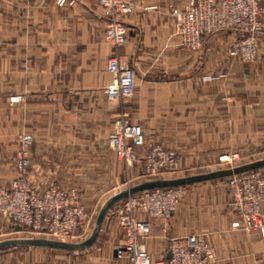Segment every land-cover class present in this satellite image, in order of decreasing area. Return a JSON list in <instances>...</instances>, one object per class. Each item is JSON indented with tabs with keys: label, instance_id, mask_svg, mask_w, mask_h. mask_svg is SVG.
Instances as JSON below:
<instances>
[{
	"label": "crops",
	"instance_id": "obj_1",
	"mask_svg": "<svg viewBox=\"0 0 264 264\" xmlns=\"http://www.w3.org/2000/svg\"><path fill=\"white\" fill-rule=\"evenodd\" d=\"M135 1L138 11L125 21L129 42L118 50V55L121 67L136 72L137 120L149 132L150 142L179 150L186 169L217 164L218 155L225 149L242 155L264 151V35L257 61L230 64L218 46L216 50L209 49L212 37L206 38L197 53L181 48L171 15V10L178 7L174 0ZM37 4L53 13L47 16L48 21H55V38H49L57 46L51 72L76 78L66 90L61 85L60 91L70 94V98H55L57 107L70 104L71 115L56 112L51 116L55 130L41 131L40 144L32 150L34 164L57 171L63 170L66 155H82L85 149L95 146L96 115L80 114L77 109L84 105L96 107L97 100L92 97L98 96L106 119V107L110 109L105 88L111 81L106 60L113 48L103 39L106 20L93 0L66 8L52 0H38ZM68 120L72 124L70 133L57 130L58 124ZM192 122L217 124V131L202 133L201 142L191 146L186 133L180 130L183 124ZM224 123L233 125L232 135L224 134ZM261 161L264 158L248 164ZM256 169L264 170V165ZM223 181L189 185L187 196L167 220L138 215L151 225V233L144 241L151 260L169 258L171 239L197 234L216 248L217 260L213 264H264V236L231 227L235 214L228 206L230 195ZM117 207L118 204L107 213L95 243L78 251V259L73 256L71 264H130L117 253L124 239L114 216ZM93 220L83 231L89 237L95 226L96 219Z\"/></svg>",
	"mask_w": 264,
	"mask_h": 264
},
{
	"label": "rangeland",
	"instance_id": "obj_2",
	"mask_svg": "<svg viewBox=\"0 0 264 264\" xmlns=\"http://www.w3.org/2000/svg\"><path fill=\"white\" fill-rule=\"evenodd\" d=\"M13 1L0 0V185L4 190L10 192L13 181L18 180L24 181L27 185L29 184L30 189L37 195H41L45 190H48L47 186L51 183L57 185L63 191L76 190L81 204L84 205L87 213L93 216L92 218L95 220L100 208L111 197L145 181L169 180L206 174L243 166L252 160L257 161L259 158H264V151L262 149L245 155H242L237 150L225 149V152H238L240 155L241 160L231 165L233 167L219 165L218 157L220 154L217 157V164L186 169L181 164L182 158L179 150L168 147L167 145L152 144L150 142L149 137L151 136L149 132H145V127L137 120L136 72L133 68L121 67L118 55L120 48L114 47L106 39L105 30L108 21L100 9L102 16L106 20L103 39L112 46L113 51L111 56L115 55L117 57L120 68L122 70L130 69L134 72V94L130 98L120 97L114 100L108 97L107 90L114 83V77L107 70V61L111 57L109 56L106 60V71L110 74L111 81L105 88V94L110 110H107L106 107V119H103V108L98 102V96L92 97L95 98L94 100H97L96 107L88 108L84 105V107L77 109L80 114L86 115L87 113H91L96 115V122L93 124L97 132L95 135V146L86 147V153L82 155H66L63 170L61 168L57 171L50 169L44 170L38 164H34L32 150L40 144L41 131L55 130L56 123L50 119L51 116L55 115L56 112L64 116L71 115L70 104L69 106L63 104L65 105L64 107L58 104L57 107L55 98L56 95L60 96L58 100L70 98V94H67L65 91H60L61 85H64L66 90V86L70 85L71 87V83L75 82L76 78L69 74H56L51 72L55 66L54 60L55 54L57 53V46L56 43L54 44L49 41V38H55L56 27L54 19L48 21L47 16H51L53 13L50 11L46 12L43 8L40 9V5L37 4L38 0H16L14 3ZM52 1L61 8L74 7L83 2V0H69L74 1L73 4L68 3L66 6H59L57 0ZM93 1L98 6L97 1ZM129 1L135 6V9L130 15L121 18L126 27V19L138 11L136 1ZM174 2L178 5L176 8H183L189 0H174ZM261 25L262 31L258 39V55L261 50L262 36L264 35V15L261 17ZM175 26L177 36H179V44L185 51L191 53L201 51L206 38L212 37L213 41L209 44V49L212 47V50H216V46H218V50L220 49L224 54L225 62L230 64H249L257 61L256 58L254 62H247L242 59V55H232L235 44L248 37L246 33L233 29H223L207 35L201 43V46L197 48L186 46L184 40H182L176 21ZM206 77L208 80L211 79L210 75ZM83 98L85 99V97ZM100 100H103V96ZM108 113L109 116H107ZM125 119L128 120L127 122L129 124H134L142 128L146 142L145 147L136 150V158L133 161H127L125 158L120 157L110 143V138L115 133L117 124L126 121ZM216 125L205 122L185 123L183 124V129L180 131L186 133V141H190V145L193 146V144L201 142L202 133H214L215 130L217 131ZM150 126L148 125L149 128H151ZM71 129L72 124L70 120L58 124L57 127V130H66L69 133ZM222 129L225 135L230 136L233 134L235 128L231 123H224ZM26 136H31L32 138L29 144L24 143ZM155 147L162 148L165 151H173L179 163L178 168L173 170L160 168L158 171L152 172L153 168L149 164V158L152 157L151 148ZM25 156L30 161V166L24 171L22 165ZM136 167L140 168L139 171L135 170ZM248 172H253V174H258L264 178V170L254 169ZM228 178L218 180L226 181L227 186ZM20 188L24 189V186L21 185ZM187 188V193L180 203L189 192V186ZM124 200L117 204H121ZM240 231L252 233L244 230ZM254 232L264 236V233ZM88 237L87 232L85 233L79 230L72 238L69 237L64 242L81 243ZM10 239L45 238L38 237L15 222L0 218V242ZM46 239L51 240L50 238ZM73 256H76V259H78V251L74 253V251L19 246L0 251V264H71Z\"/></svg>",
	"mask_w": 264,
	"mask_h": 264
},
{
	"label": "built area",
	"instance_id": "obj_3",
	"mask_svg": "<svg viewBox=\"0 0 264 264\" xmlns=\"http://www.w3.org/2000/svg\"><path fill=\"white\" fill-rule=\"evenodd\" d=\"M96 1L108 21L106 39L114 47L122 48L129 40V33L121 18L130 15L135 6L129 0ZM73 2L57 0L59 6ZM263 15V0H189L185 7L172 9L186 46L198 48L207 35L223 29L248 34L246 39L235 44L232 52L234 56L242 55L247 62H254L257 58ZM107 70L114 77V83L107 90L108 97L113 100L132 97L134 72L122 70L115 55L108 59ZM127 121L117 124L110 143L120 157L133 161L136 150L145 147L146 142L142 128ZM31 140V136H26L24 143L29 144ZM151 152L149 164L152 172L160 168H178L173 151L155 147ZM240 160L238 152H225L218 157L219 165L231 166ZM29 166L30 161L25 156L22 168L25 171ZM21 185L24 189L20 188ZM187 187L145 191L131 195L119 204L114 216L124 239L117 246V253L126 257L130 264H213L217 260L216 248L196 234L171 239L167 260H151L145 248L144 241L151 233V225L138 215L167 220L187 193ZM47 188L37 195L24 181H13L10 192L0 185V218L15 222L38 237L63 242L79 230L83 232L89 228L91 215L81 204L76 190L63 191L52 183ZM227 189L230 195L228 206L236 215L232 228L264 233V178L253 172L236 174L228 178Z\"/></svg>",
	"mask_w": 264,
	"mask_h": 264
},
{
	"label": "water",
	"instance_id": "obj_4",
	"mask_svg": "<svg viewBox=\"0 0 264 264\" xmlns=\"http://www.w3.org/2000/svg\"><path fill=\"white\" fill-rule=\"evenodd\" d=\"M264 161L256 162L248 165L238 166L235 168H229L225 170H218L206 174L193 175L187 177H181L176 179H159V180H149L145 181L141 184H138L134 187H130L119 194L111 197L100 209L98 216L95 221V226L92 234L88 239L81 243H67L63 241L56 240H47V239H10L0 242V251L15 248L19 246L25 247H42L49 249H58V250H66V251H80L85 250L92 246L100 233L103 222L107 216L109 210L117 203L122 200L128 198L131 195H135L138 193H142L145 191L155 190V189H164V188H172L179 186H189L192 184L207 182L216 179H222L224 177H230L236 174L245 173L251 170L256 169L259 166H263ZM19 229V227H18Z\"/></svg>",
	"mask_w": 264,
	"mask_h": 264
},
{
	"label": "trees",
	"instance_id": "obj_5",
	"mask_svg": "<svg viewBox=\"0 0 264 264\" xmlns=\"http://www.w3.org/2000/svg\"><path fill=\"white\" fill-rule=\"evenodd\" d=\"M224 178H227V177H224ZM223 179V178H222ZM150 191H152V190H150ZM139 194V193H138Z\"/></svg>",
	"mask_w": 264,
	"mask_h": 264
}]
</instances>
